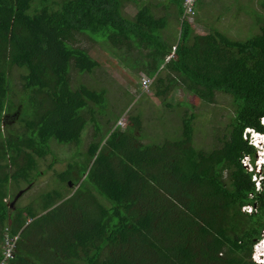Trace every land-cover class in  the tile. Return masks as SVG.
<instances>
[{
    "label": "trees",
    "instance_id": "trees-1",
    "mask_svg": "<svg viewBox=\"0 0 264 264\" xmlns=\"http://www.w3.org/2000/svg\"><path fill=\"white\" fill-rule=\"evenodd\" d=\"M129 4L138 0H52L57 9L45 5L27 15L33 0H0V262L8 228L12 236L21 231L10 264L249 263L253 239L264 228V180L262 191L255 192L241 163L244 156L254 159V150L242 135L247 128L263 131L264 0L259 13L245 10L259 26L245 41L212 29L205 36L195 34L180 22L181 0L146 2L134 18L125 14ZM157 8L165 14L155 17ZM172 14L180 39L167 45L159 34ZM76 35L102 43L109 52L120 49L138 62L134 70L151 78L150 86L158 85L155 97L167 95L173 83L213 106L217 94L231 96L234 116L224 140L209 151L195 149L194 115L182 119L178 141L160 143L161 136H155L153 143L142 144L144 122L133 116L126 129L110 131L107 124L108 132L98 137L89 116L108 109L105 92L98 91L104 87L95 88L93 80L100 63L72 45ZM162 64L176 74L166 87ZM71 66L94 85L73 88ZM9 67L26 70L20 78L24 99L17 106L8 95ZM164 103L168 112L185 105ZM20 113L14 135L8 119ZM87 124L93 140L85 153L79 150L86 166L80 173L69 168L62 178L77 189L64 197L47 194L44 204L40 196L37 209L34 202L31 209L10 207L6 201L15 192L43 176L37 159L49 155V143L78 144ZM262 174L264 179V168ZM244 205H255V211L242 213Z\"/></svg>",
    "mask_w": 264,
    "mask_h": 264
},
{
    "label": "rangeland",
    "instance_id": "rangeland-1",
    "mask_svg": "<svg viewBox=\"0 0 264 264\" xmlns=\"http://www.w3.org/2000/svg\"><path fill=\"white\" fill-rule=\"evenodd\" d=\"M165 1L138 0L137 5L129 4L126 6L125 14L129 18H134L139 7L146 2L155 5ZM259 1L262 0H201L196 7L197 23L193 27L194 33L205 36L212 29L218 30L233 39L245 41L259 32V26H256V24L254 27L252 25L254 24L253 19L245 13L247 9L259 13L261 11ZM51 2L52 0H33V12L30 9L27 15L38 13L45 5L52 10L57 9L58 6L52 8ZM153 12L155 17H161L165 14L162 8L154 9ZM179 30L177 16L170 15L167 27L159 34L161 41L167 45L178 42ZM72 45L88 51L92 56L89 55L100 63V67L93 72V80L98 82L95 84V88L104 87V89L98 91L103 90L105 92V105L108 106V109L106 116L97 112L89 116V120L92 118L96 121L99 128L98 137L108 132L107 124L110 131H113L121 121L124 125L120 129H126L131 123L129 117L133 116V118H138L144 122L143 132L147 137L141 140L142 144L153 143L156 140L155 136H161V139L158 140L160 143L164 142V138L171 142L178 141L181 138L182 119L187 115H194L191 143L195 149L209 151L219 146L220 142L224 140L228 131L227 127L234 116V105L231 96L217 94L214 98V103L217 105L213 106L215 104L200 103L193 96L183 91L181 87H175L176 85L173 83L167 95L155 97L154 92L158 91V85L155 82L149 87L150 94L147 95L140 85V78L142 75L146 76V74L134 70L133 66L135 64L139 65V63L134 62L125 52L120 49L116 50L118 53V58H116L117 53L105 50L102 43H95L82 35H76ZM146 51L148 52V50H144V55L147 54ZM135 55L136 53L133 54V57ZM169 59L171 57L167 56L164 60L168 61ZM160 69H162V80L164 81L162 86L166 87L176 74L168 72L163 64L159 67ZM72 70L73 67L71 66L69 75H71ZM21 71L24 75L26 74L25 69H21ZM21 71L11 67L7 69L8 95L15 106L24 99L20 85ZM78 74L82 76L79 77L75 72H72L71 86L73 88L77 87L78 83L94 85L93 80L88 77L89 75ZM149 79L151 80V78ZM173 91L174 93L171 94ZM165 101L167 103L173 101V104L181 102L185 105L168 112ZM119 112L122 114L114 122ZM20 116L21 113L19 115L13 114L8 119L10 132L14 135H17V122ZM89 126L92 125L87 124L85 130L81 133L78 144H59L55 141L49 143V155L44 159L37 160V165H40L38 172L43 176H39L36 183L31 187L23 185L19 189L20 191L14 193L13 196L18 199L12 208L31 209L34 202V207L37 209L42 205L40 196L44 204L46 201L44 196L46 197L47 194L57 193L64 197L72 194L77 189V186L74 187L71 182L62 181V178L69 168L75 173H80L85 168L87 157L83 153L81 154L79 150L85 153L93 140V130ZM2 131L7 137V130L2 129ZM20 187L21 185H19ZM12 201L14 200L9 199L6 202L10 205ZM31 235H33L32 232ZM38 256L42 257L44 255L38 254Z\"/></svg>",
    "mask_w": 264,
    "mask_h": 264
},
{
    "label": "clouds",
    "instance_id": "clouds-1",
    "mask_svg": "<svg viewBox=\"0 0 264 264\" xmlns=\"http://www.w3.org/2000/svg\"><path fill=\"white\" fill-rule=\"evenodd\" d=\"M200 1L201 0H199L196 3V5H195V9H194L195 13H194V15L190 19L187 20L186 18H184V11H183L182 0H181V8H182V15H181V18H180V22L181 23L185 22L188 25H190L192 28L195 26L196 19H197V17H196V7H197V5L199 4ZM179 33H180V30H179ZM179 39H180V34H179ZM167 56L168 57L170 56L172 58L173 57V53L169 54ZM168 61L164 60V64L166 62H168ZM145 81H146V86H145V83H144ZM150 84H151V80L147 76L142 75V77L140 78V85H141L142 90L147 95L150 94L149 93ZM259 124L263 128V131L254 130V129H251V128L248 129L247 128V129L244 130L243 135H242L243 139L245 141H247L248 145L253 148V150H254V159H252V158H250L248 156H244L242 158V160H241L242 166L247 170V172L249 174H251V182L254 185V191L257 192V193L262 191V182L264 180L263 179V174H262L263 173V168H264V117L259 118ZM123 125H124V123L122 122V124H117V126L115 128L122 127ZM44 158H39V159H44ZM39 159H37V160H39ZM37 166H38V168L40 167V165H37ZM252 178H253V180H252ZM249 198H252V195H249ZM17 199L18 198H14L13 200L16 202ZM15 202H13V205L15 204ZM255 208H256L255 205L254 206H252V205H244V206L241 207L240 211L242 213H244V214L250 215V214H252L255 211ZM29 223L30 222L27 221V224H29ZM5 229H8V228H5ZM9 233H10V231H9ZM17 234H21V231L16 233V234H14V235H17ZM19 241H20V238H19ZM249 261H251L252 264H264V228L260 231V237L255 241V243L252 246L251 256L249 258Z\"/></svg>",
    "mask_w": 264,
    "mask_h": 264
},
{
    "label": "built area",
    "instance_id": "built-area-1",
    "mask_svg": "<svg viewBox=\"0 0 264 264\" xmlns=\"http://www.w3.org/2000/svg\"><path fill=\"white\" fill-rule=\"evenodd\" d=\"M198 1L199 0H182L184 18L188 20L194 15L195 5ZM144 83L146 86V81ZM120 124H122V122H120ZM3 238V245H1L2 260L0 264H10V262L14 259L15 250L20 237L19 234L12 236L9 233V230L5 229L3 232Z\"/></svg>",
    "mask_w": 264,
    "mask_h": 264
},
{
    "label": "flooded vegetation",
    "instance_id": "flooded-vegetation-1",
    "mask_svg": "<svg viewBox=\"0 0 264 264\" xmlns=\"http://www.w3.org/2000/svg\"><path fill=\"white\" fill-rule=\"evenodd\" d=\"M13 202H15V201H12V202H11V204H12V205H13ZM11 204H10V207H12V205H11ZM256 240H257V239H256ZM256 240H255V239H253V241H256ZM250 256H251V253H250ZM249 258H250V257H249ZM248 264H252V263H251V261H249V263H248Z\"/></svg>",
    "mask_w": 264,
    "mask_h": 264
}]
</instances>
